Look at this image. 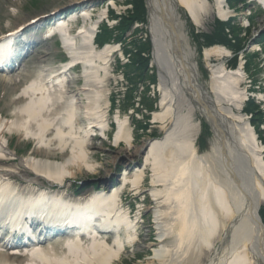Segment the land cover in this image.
<instances>
[{"label":"bare ground","instance_id":"6f19581e","mask_svg":"<svg viewBox=\"0 0 264 264\" xmlns=\"http://www.w3.org/2000/svg\"><path fill=\"white\" fill-rule=\"evenodd\" d=\"M147 1L151 16L149 28L152 32L156 51L159 47L160 54L158 59L160 64L158 63V65L160 71L163 72L161 79H164L166 87L162 88L160 85L162 92L161 110L154 114V120L161 125L165 132V137L148 145V150L146 149L143 153V165L134 174L133 180L129 181L126 179L124 184L130 182L134 187V191L138 193L143 183L145 171L147 168H152V187L154 188L150 192L154 197L155 203L151 209L153 208L157 225L161 229L162 244L155 251V258L153 257L150 260L158 259V264H196L206 253L212 255V257L215 255L214 252H217L216 244L219 241H223L225 237L224 233L226 232L227 223L229 220L233 221L236 215L240 216V207L245 204V202L240 200L243 195L236 194L233 196L234 199L231 200V187L225 179V176L229 173V175L233 174L235 176L237 185L245 182L241 166L239 163L218 164L216 159L220 152L226 150L225 147H227L228 152V147L236 140L235 134L239 133V130L235 129L237 127L236 123L245 119L244 116L240 115L241 110L244 108L243 102L246 100V92L241 88V84L245 80V73L242 65L236 71L230 72L228 70L223 61V58L229 54L227 49L215 47L206 50L207 61L216 56L220 62L213 66L208 62L211 70L210 94L212 95L208 96L200 86L196 85L197 77L189 70L192 64L191 55L184 50L181 52L183 56L181 58L176 44L175 31H178L179 26V16L176 12L179 7L189 14L197 26L204 27V22L211 15L216 14L223 19L233 15V12L229 11L227 7V0ZM90 13L89 11H84L76 14L70 17L69 21H63L55 28V31L62 36L64 48L71 57L70 63L64 64L57 69H54V67H43L34 72L35 80L31 86L34 88L43 87V91L31 93L32 87H26L22 94L14 100L13 118L10 120L4 119L0 114V141L2 142L0 147L2 146L1 144L4 145L5 143L3 135L6 132H16L22 138H31L36 143L32 154L22 162L25 168L36 173L37 177L33 181L43 179L47 182L62 185L60 180H56L58 177L63 179L75 177L77 173L82 171L96 173L99 169L89 158L91 148H89L87 143H89L92 134L96 133L95 128H99L97 131L101 129L103 131L106 127V122H104L106 111L103 110V103L108 98V95L105 84L110 73L111 58L117 49L114 46H107L101 50L95 47L94 38L101 20L106 16V12L101 13L99 21H94V23H88L91 18ZM79 18L83 20L84 25L78 28L75 35H72L70 26L73 27ZM22 25L24 24H20L18 27ZM173 27H175L174 30H172ZM178 33L182 37V33ZM171 41L175 42V49L171 47L172 44L168 43ZM78 62L84 66L83 77L85 80L82 87L77 85V76L71 72L74 64ZM183 65H185L184 69ZM230 81L233 82V90L227 88ZM94 97L98 99V105L95 109L93 108L95 105ZM195 111L203 119H207L213 129L214 137L211 150L204 154H201L196 146V138L199 134L200 126L199 123L193 121V113ZM120 121L122 124L119 133L116 135L115 143L117 145L124 142L127 146H132L133 137L127 127L128 120ZM179 122L180 124L182 122L187 123L184 134L186 133L187 135V146L190 151L189 160L201 163L202 167H204L201 176L210 178L212 183L219 186L218 189L225 198V211L228 215H231L228 222L225 218H219L217 230L208 238L206 242H209L206 245L201 246L202 242H198L199 240L197 239L196 243L188 246L187 252L181 250L182 243L173 246V244L168 242L172 241L173 236L176 234L179 239L180 233L184 231L182 227L181 230L178 224L177 206L180 207V204L177 202V181L173 182L170 176L164 177L168 180L169 184H167L162 179V174L159 173L160 169L156 163L157 155L161 151L166 154L168 159H176V152L169 145L172 143L171 137ZM39 130H42V132L40 133ZM222 147L224 148L221 150ZM142 150L139 149L134 154L133 159ZM57 155H61L64 160L59 163L54 162L52 158ZM41 165H53L57 169H53L48 175L45 171L39 169ZM223 165L225 166L224 168H222ZM59 171L61 173L57 174ZM10 174L3 173V176L9 177ZM257 182L261 188V193L264 195V182L259 178ZM122 190L123 188H119V190L113 192L116 201L119 200ZM36 191L38 193L41 192L40 195L46 193L42 192L44 190L36 189ZM105 196L108 197L109 195L96 194L89 201ZM117 203L118 210L114 209L116 218L123 212L119 207L120 203ZM209 206L217 223L213 201L209 202ZM223 213L226 215L225 212ZM251 214L254 215L255 210L249 208L247 217L251 218ZM104 220L101 219L100 222L103 224ZM105 228L116 231L111 245L96 238V236L90 237L86 242H80L79 244V247L86 253L85 256L76 257L67 256L65 252H57L55 250L64 249L65 241H63L57 243L56 247H51L52 257L41 260L42 264H81V261L84 264H114L126 246L131 247L137 243L139 235L137 237V233L132 232L130 234V232H125L126 230L121 228ZM254 245V239L238 242L234 246V252L223 253L224 256L221 259H224V262L231 263L236 258H243L247 264H256V258H259V256L264 257V246L262 244L260 251ZM197 246L199 248L189 257V251ZM92 249L99 251L100 256L90 258L87 253ZM189 259L193 261L190 262ZM214 261V258H212L211 264ZM14 262L9 256L0 255V264H14Z\"/></svg>","mask_w":264,"mask_h":264},{"label":"rangeland","instance_id":"374dc122","mask_svg":"<svg viewBox=\"0 0 264 264\" xmlns=\"http://www.w3.org/2000/svg\"><path fill=\"white\" fill-rule=\"evenodd\" d=\"M86 0H0V31H5V29H8L9 25L16 26L17 24L23 23L29 18L36 17L38 15H44L50 13L53 9L62 8V7H68L74 2H85ZM111 0H100L97 3H107ZM115 2L118 5V9H121V7H124L126 5L125 0H115ZM84 5V4H83ZM255 4L253 3L249 9H251ZM17 7V14L13 12L12 8ZM257 7V6H256ZM130 8V7H129ZM182 15V20L185 22V32L189 34L190 36V28L189 25H187L185 15L182 10L179 11ZM262 14L261 18L257 19V25L253 29L251 33V37L255 34L254 32H259L261 30H264V14L263 12H259ZM249 15V11L245 10L240 13L239 20L243 21V18L247 17ZM215 15H211L208 17L205 21L204 27H202L201 31H209L210 25L213 24L215 20ZM243 37V35H242ZM54 41H49L46 44H50L48 46H45L46 51L53 52L52 55H50L47 59L50 60V64L56 65L59 62V57L55 54V45L52 44ZM264 43V40L261 41ZM192 47L195 48V45L192 43ZM197 60L199 58L197 57ZM216 60V59H215ZM214 61V60H213ZM36 62V61H35ZM33 63H29L28 70L32 69ZM80 74V71H77ZM204 75H201V80L205 84V86L208 85V78L203 77ZM3 81H0V92L4 88V85H1ZM8 87L10 89H6L9 91V95L3 99L0 100V111L4 113L5 115H8L10 113V105H11V97L14 95L19 88L15 89L13 92V88L10 84H8ZM16 88V87H15ZM119 88L122 89V84H119ZM115 89V86H114ZM10 104V105H9ZM196 121H199L198 117L196 116ZM158 128L159 127H155ZM159 134L161 133L160 129L158 130ZM149 137H140L137 142L134 144L133 148L129 150V155L125 151V147H120L118 149L111 148L112 143L105 142V141H91L90 145L91 147H94L91 151V157L92 161L94 163L98 162L99 166L102 167L101 172L98 175H88L87 173H81L76 175V178L79 182H86L90 181L93 182L95 180L105 178L108 171H115V165L118 164V167L120 170H124L127 168H132L134 165H131L132 162H129L131 159H133L134 154L146 143ZM95 144V145H94ZM94 145V146H93ZM21 148V147H20ZM61 160V159H60ZM137 160H133V163H135ZM116 162V163H115ZM26 175V173H24ZM22 175V177L24 176ZM149 175H147L148 177ZM150 181L145 182V188H149ZM90 188V187H89ZM87 190H85L86 192ZM262 264V263H259Z\"/></svg>","mask_w":264,"mask_h":264},{"label":"trees","instance_id":"16d2710c","mask_svg":"<svg viewBox=\"0 0 264 264\" xmlns=\"http://www.w3.org/2000/svg\"><path fill=\"white\" fill-rule=\"evenodd\" d=\"M134 4V12L133 14H129L128 17H123L121 26L122 29L128 30L132 27V25L138 22H146V8L144 0H133ZM228 26V25H226ZM225 24L219 25L216 31H214L212 36H206L208 40V44L214 42H227V34L225 29ZM135 44L137 45L138 52L134 55L133 66L141 70V68L145 69L148 67L149 59L143 56L144 53L149 54L150 52V44L144 43L142 39H135Z\"/></svg>","mask_w":264,"mask_h":264},{"label":"water","instance_id":"95a60500","mask_svg":"<svg viewBox=\"0 0 264 264\" xmlns=\"http://www.w3.org/2000/svg\"><path fill=\"white\" fill-rule=\"evenodd\" d=\"M179 44H180V42H179ZM178 51L180 54L181 49H178ZM184 67H185V65H184ZM248 159H249L248 156L244 152H242V150L240 148L237 147L236 148V157L234 158L233 163H239V165L241 166L242 176H243V179L245 180V182H243L242 184H244V185H249V183H250V179H249L248 175H249V170L251 171V169H250V159L249 160ZM242 184L239 186L242 187ZM251 199H249V201H252ZM258 225H259L260 229H263V225L261 222H258Z\"/></svg>","mask_w":264,"mask_h":264}]
</instances>
